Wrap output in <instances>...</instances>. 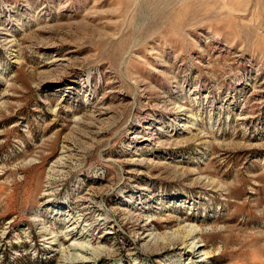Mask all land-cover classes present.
Instances as JSON below:
<instances>
[{
    "label": "rangeland",
    "instance_id": "374dc122",
    "mask_svg": "<svg viewBox=\"0 0 264 264\" xmlns=\"http://www.w3.org/2000/svg\"><path fill=\"white\" fill-rule=\"evenodd\" d=\"M68 263L264 264V0H0V264Z\"/></svg>",
    "mask_w": 264,
    "mask_h": 264
},
{
    "label": "bare ground",
    "instance_id": "6f19581e",
    "mask_svg": "<svg viewBox=\"0 0 264 264\" xmlns=\"http://www.w3.org/2000/svg\"><path fill=\"white\" fill-rule=\"evenodd\" d=\"M67 222H70L68 219ZM67 222H65L64 225H67ZM77 223H74L72 225L67 226L66 230L61 234L62 237H59L55 235L54 237L48 239L52 240L51 245H55L54 241L59 237L60 239L63 238L66 241H72L69 248H71L70 251H75V253H79L77 258H80V260L84 261L86 260L87 263H94V258L97 259L101 256L103 253V249L101 247L93 248L91 247L93 239L91 238H84L83 235H74L73 231L75 230V227L73 225H76ZM43 230L45 231L44 234L47 233V228L43 227ZM199 228L196 227V225H189V226H182L176 231L173 232H166V233H158L154 236V240H156L157 243H160L161 245H164L165 249L169 246H174V244L179 243L180 245L187 246L188 242H192V245H195L194 247H191V250H196L199 253H202L201 246L199 247L197 243V239L199 235L201 234L199 231ZM201 231V230H200ZM55 233H50L51 236H53ZM47 237L46 235H44ZM83 238V240H81ZM59 239V241H60ZM81 240V241H80ZM91 254V257H88V255ZM208 255L207 253L203 254V256ZM208 258V257H206ZM205 258V259H206ZM71 264V263H68ZM73 264V263H72Z\"/></svg>",
    "mask_w": 264,
    "mask_h": 264
}]
</instances>
